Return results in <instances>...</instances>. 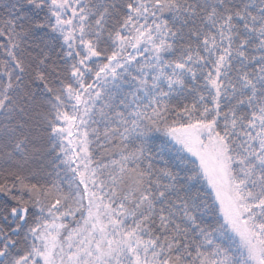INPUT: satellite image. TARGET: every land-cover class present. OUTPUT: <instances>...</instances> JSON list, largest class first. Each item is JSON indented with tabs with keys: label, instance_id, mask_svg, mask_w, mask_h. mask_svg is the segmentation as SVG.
<instances>
[{
	"label": "snow or ice",
	"instance_id": "6c2138e0",
	"mask_svg": "<svg viewBox=\"0 0 264 264\" xmlns=\"http://www.w3.org/2000/svg\"><path fill=\"white\" fill-rule=\"evenodd\" d=\"M0 264H264V0H0Z\"/></svg>",
	"mask_w": 264,
	"mask_h": 264
}]
</instances>
